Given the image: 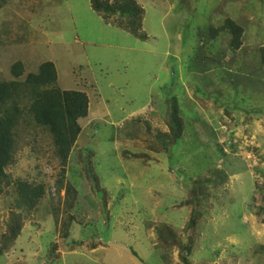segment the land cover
<instances>
[{
  "label": "rangeland",
  "instance_id": "rangeland-1",
  "mask_svg": "<svg viewBox=\"0 0 264 264\" xmlns=\"http://www.w3.org/2000/svg\"><path fill=\"white\" fill-rule=\"evenodd\" d=\"M138 3L145 39L106 24L89 0H5L0 9V80L11 79L15 61L25 74L51 61L58 86L90 100L61 184L49 134L26 111L19 120L10 184L0 195L1 231L16 199L12 183L43 184L45 196L24 214L27 224L0 264H182L180 246H162V226L191 245L189 264H264V69L250 76L264 40V0ZM226 17L244 28L242 49L230 54L225 36L203 40L204 53L221 44L229 63L203 67L199 33ZM171 98L181 138L167 152L151 151L157 132H168ZM227 105L236 107L228 115ZM88 164L106 192L109 220L86 178ZM215 168L228 176L223 184ZM202 178L211 182L187 231L194 207L186 202L192 181ZM90 239L101 242L95 251L86 246ZM54 242L62 254L51 259Z\"/></svg>",
  "mask_w": 264,
  "mask_h": 264
},
{
  "label": "trees",
  "instance_id": "trees-1",
  "mask_svg": "<svg viewBox=\"0 0 264 264\" xmlns=\"http://www.w3.org/2000/svg\"><path fill=\"white\" fill-rule=\"evenodd\" d=\"M89 4L91 9L101 16L106 24L125 30L133 37L139 39L146 38L142 30L144 9L139 5L138 0H89ZM4 5L5 0H0V9ZM199 36L198 42L202 43V46L197 45V62L199 61L203 67L206 65H219L227 68L229 63H224L225 54L221 49V44L214 45L217 50L214 53L208 54L204 53L201 47H203L204 41H212L215 44L220 37L225 36L224 38L227 40V51L230 54L239 51L243 46L244 28L234 19L226 17L219 26L210 25L204 31V35H202L204 38L201 39V33H199ZM208 45L211 46L210 43ZM257 58L258 67L264 69V40L257 49ZM220 59L223 61L220 62ZM257 71V66L252 64L251 73H254H250V76H254ZM9 74L11 76L10 80H0V195L3 193L4 187L10 184V178L6 170L15 161V130L25 111L35 126L45 130L51 138L54 157L60 166L58 183L61 184L73 147L81 133L79 120L86 119L89 115L90 100L88 94L78 89L60 88L57 83V70L51 61L42 62L39 64L36 72L26 74L22 62L15 61L9 66ZM23 103L24 107L22 108L21 104ZM227 107V115L236 109L235 106L233 109H230L228 105ZM169 111V117L166 123L168 132H157V145L152 146L149 144L148 149L151 151L167 152L181 138L184 126L178 115L179 110L175 98H171ZM249 111V114H251L257 111V109L251 108ZM217 147L221 146L217 144ZM84 166V170H86L85 175L91 182L92 190L101 193L103 212L106 220H109V210L105 201L106 192L100 186L92 167H89L90 164ZM211 174L221 184L228 177L218 168L213 169ZM210 182L211 179L209 178H202V180L195 179L192 181V188L189 193L190 199L187 200L188 203L186 202V204L192 205L194 212L187 225V231L194 228L201 214L199 208L202 201L200 199L203 196L204 189H206L205 184ZM12 185L16 199L8 215L5 232L0 237V254H3L5 251H12L17 238L21 235L22 221L26 215L36 210L39 201L45 196L43 184L18 181L14 184L12 183ZM71 192L73 194L71 199H73L76 191L68 184L66 186V195L69 196ZM68 207H71V204H68ZM68 227H64L62 232L63 239L69 237ZM158 233L163 242L162 246L164 249L168 250V247H172L173 245L180 246L182 249L180 254L182 264H189L187 258L190 255L191 245H180L175 240V234L165 226H162ZM100 243V241L90 239L86 246L92 250L97 248ZM75 246L77 245L75 244ZM57 247L55 242L51 244L49 248V257L51 259L57 257L55 256ZM131 254L136 256V253L133 251H131Z\"/></svg>",
  "mask_w": 264,
  "mask_h": 264
},
{
  "label": "crops",
  "instance_id": "crops-1",
  "mask_svg": "<svg viewBox=\"0 0 264 264\" xmlns=\"http://www.w3.org/2000/svg\"><path fill=\"white\" fill-rule=\"evenodd\" d=\"M257 69H258V71L259 70H262L263 68H260V67H257ZM99 104V103H98ZM102 106H100L99 105V108L100 109H102L101 108ZM89 110H90V102H89ZM106 115V114H105ZM97 118H92L90 121L92 122V120H96ZM81 131H82V128H81ZM75 146H76V144H75ZM1 214V213H0ZM9 215V214H8ZM8 215L5 217V223H4V227L6 226V221H7V219H8ZM3 220V219H2ZM1 222V221H0ZM27 222V220H26V218H24V220L22 221V230L24 229V227L26 226V223ZM6 228V227H5ZM2 229H0V231H1ZM5 232V231H4ZM4 232H2L1 231V233H0V237H1V235L4 233ZM21 233H22V231H21ZM18 239V238H17ZM56 243V242H55ZM56 245H57V243H56ZM58 246V245H57ZM100 246V245H99ZM99 246H97V248L99 247ZM97 248H94V249H92L91 251H95ZM71 250V249H70ZM11 251H5L3 254H0V255H4V256H8L7 254L8 253H10ZM62 254V251H59V248L57 247V249L55 250V256H59V255H61ZM56 257V258H57ZM19 261H17V263H18ZM5 264V263H4ZM8 264V263H7Z\"/></svg>",
  "mask_w": 264,
  "mask_h": 264
},
{
  "label": "built area",
  "instance_id": "built-area-1",
  "mask_svg": "<svg viewBox=\"0 0 264 264\" xmlns=\"http://www.w3.org/2000/svg\"><path fill=\"white\" fill-rule=\"evenodd\" d=\"M48 172V171H47Z\"/></svg>",
  "mask_w": 264,
  "mask_h": 264
}]
</instances>
